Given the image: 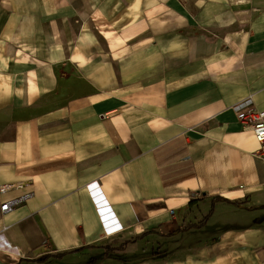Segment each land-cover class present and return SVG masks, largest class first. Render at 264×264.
Segmentation results:
<instances>
[{
    "label": "crops",
    "instance_id": "1",
    "mask_svg": "<svg viewBox=\"0 0 264 264\" xmlns=\"http://www.w3.org/2000/svg\"><path fill=\"white\" fill-rule=\"evenodd\" d=\"M243 102L264 111V0H0V264H264Z\"/></svg>",
    "mask_w": 264,
    "mask_h": 264
},
{
    "label": "built area",
    "instance_id": "2",
    "mask_svg": "<svg viewBox=\"0 0 264 264\" xmlns=\"http://www.w3.org/2000/svg\"><path fill=\"white\" fill-rule=\"evenodd\" d=\"M242 108L239 115V121L241 123L240 131L243 134H253L257 142L260 145V149L256 154V158L259 163L262 165L264 170V111L256 107L255 105L247 104L243 102L241 104ZM261 186L264 188V179L261 183ZM18 189L17 186H6L1 191L3 193H8L11 190ZM29 195L25 197L8 201L1 206V211L3 214L9 213L14 210L15 207L20 205L22 202H25Z\"/></svg>",
    "mask_w": 264,
    "mask_h": 264
},
{
    "label": "rangeland",
    "instance_id": "3",
    "mask_svg": "<svg viewBox=\"0 0 264 264\" xmlns=\"http://www.w3.org/2000/svg\"><path fill=\"white\" fill-rule=\"evenodd\" d=\"M263 188V187H262ZM264 189V188H263ZM106 245L109 246L111 249L113 244L112 243H106ZM120 251L122 253L119 254L120 260L115 259V261L110 262L109 260L104 259V255L98 253L97 255H86L82 259L76 260V264H94L97 259L99 260V264H158V257L156 253H153V256L150 254H143V251L141 250V247H130L128 250L126 248H119V249H113V253L115 251ZM155 251V250H154ZM106 252V250H105ZM81 253V252H80ZM107 253H105L106 255ZM122 254V255H121ZM93 257H96L97 259H94ZM124 258V259H121ZM62 264V263H59Z\"/></svg>",
    "mask_w": 264,
    "mask_h": 264
},
{
    "label": "trees",
    "instance_id": "4",
    "mask_svg": "<svg viewBox=\"0 0 264 264\" xmlns=\"http://www.w3.org/2000/svg\"><path fill=\"white\" fill-rule=\"evenodd\" d=\"M214 209L215 208L213 206L212 207V210H211V212H210V214H209V216L207 218H209L210 216L213 215ZM205 223H206V220L204 222L200 223L198 225V227L200 228V227L204 226ZM151 234H153V232H147L145 234V236L151 235ZM105 250H106L107 255H110L113 252V249H110V248H106ZM82 251H84V250L83 249H78V250H74V251L69 252V253H62V254H57V255H47V256H44L42 259H36V260H24V259H22L19 262V264H22L24 262H27V263H36V264H43V263H46L50 259L63 260L67 255H70V254H78V253H80Z\"/></svg>",
    "mask_w": 264,
    "mask_h": 264
}]
</instances>
